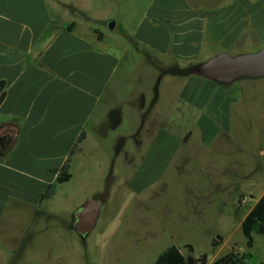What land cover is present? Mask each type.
I'll return each instance as SVG.
<instances>
[{
	"label": "crops",
	"instance_id": "crops-1",
	"mask_svg": "<svg viewBox=\"0 0 264 264\" xmlns=\"http://www.w3.org/2000/svg\"><path fill=\"white\" fill-rule=\"evenodd\" d=\"M263 46L264 0H0V222L47 201L82 132L71 173L93 137L107 138L114 161L126 159L134 133L108 135L127 119L138 166L178 107L204 127L226 120L231 94L184 70ZM196 135L189 127L180 142Z\"/></svg>",
	"mask_w": 264,
	"mask_h": 264
},
{
	"label": "rangeland",
	"instance_id": "rangeland-1",
	"mask_svg": "<svg viewBox=\"0 0 264 264\" xmlns=\"http://www.w3.org/2000/svg\"><path fill=\"white\" fill-rule=\"evenodd\" d=\"M219 85L236 100L227 119L213 117L214 127H204L178 107L169 120L160 119L167 133L140 166L131 157L137 149L132 120L108 135L134 133L126 159L114 161L117 150L107 138L93 137L70 181L57 184L41 207L24 206L1 220L0 264H155L173 245L190 264H201L205 253L211 263L233 249L249 256L246 264H261L264 235L253 233L254 246L247 247L242 221L264 193V78ZM189 127H196V138L183 144ZM111 171L117 174L108 176ZM89 198L102 208L83 236L75 214Z\"/></svg>",
	"mask_w": 264,
	"mask_h": 264
},
{
	"label": "water",
	"instance_id": "water-1",
	"mask_svg": "<svg viewBox=\"0 0 264 264\" xmlns=\"http://www.w3.org/2000/svg\"><path fill=\"white\" fill-rule=\"evenodd\" d=\"M195 71L204 77L222 84H229L242 78H264V46L252 53L232 55L220 52L206 61L195 65ZM102 204L89 198L75 214V229L83 236L96 227Z\"/></svg>",
	"mask_w": 264,
	"mask_h": 264
},
{
	"label": "trees",
	"instance_id": "trees-1",
	"mask_svg": "<svg viewBox=\"0 0 264 264\" xmlns=\"http://www.w3.org/2000/svg\"><path fill=\"white\" fill-rule=\"evenodd\" d=\"M196 64L192 65L190 72L184 70V73L197 74L199 75L194 67ZM6 82L0 81V105L5 99L6 96ZM86 137V132H82L79 136L77 142L74 147L71 149L68 158L66 159L63 166L59 169L54 170L57 173L56 183L50 184L48 190L42 195V200L49 199L55 194V188L57 184H62L68 182L72 178L71 173V162L72 156L79 151L81 148L79 147V143ZM242 231L244 236L247 239V247L252 248L254 246V237L253 233L264 235V193L263 195L256 201V203L252 206L250 211L247 213L246 217L242 221ZM221 238L218 241L213 242L214 247H218L221 244ZM190 248L193 249L192 246ZM248 255L244 253H240L235 249L229 251L228 253L218 257L213 262L209 263L207 254H202L200 258H198V262L201 264H246ZM155 264H190L188 259L182 250L176 246H170L166 249L156 260ZM264 264V261L261 263Z\"/></svg>",
	"mask_w": 264,
	"mask_h": 264
}]
</instances>
